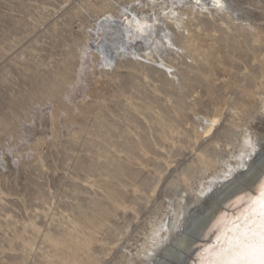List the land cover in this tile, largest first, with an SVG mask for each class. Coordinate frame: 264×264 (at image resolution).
I'll return each instance as SVG.
<instances>
[{
	"label": "rangeland",
	"instance_id": "rangeland-1",
	"mask_svg": "<svg viewBox=\"0 0 264 264\" xmlns=\"http://www.w3.org/2000/svg\"><path fill=\"white\" fill-rule=\"evenodd\" d=\"M234 2L258 35L201 20L191 47L154 53L185 71L171 82L131 54L105 69L91 48V17L142 0H0V264H148L162 221L234 164L245 136L261 141L246 110L253 95L264 106V0Z\"/></svg>",
	"mask_w": 264,
	"mask_h": 264
},
{
	"label": "bare ground",
	"instance_id": "bare-ground-1",
	"mask_svg": "<svg viewBox=\"0 0 264 264\" xmlns=\"http://www.w3.org/2000/svg\"><path fill=\"white\" fill-rule=\"evenodd\" d=\"M142 2L144 5L142 3L138 9L139 5L125 8V15L121 19L105 17L100 20L91 17L95 24L88 38L93 40L91 48L104 60L105 69H110L118 56L131 54L132 64L150 67L173 82L185 71L174 68V64L164 60L160 64L162 67H156L154 64L158 61L153 60L154 53H170L169 49H174L176 43L191 47L194 28L201 24V20L208 24L221 20L231 32L239 29L245 31L246 35H258L254 26L247 23L248 19L242 17L234 0ZM187 3H191V6L180 7ZM138 10L142 11L141 18L136 17ZM200 14L206 15L205 18ZM252 100L255 106L246 110L247 115L253 123L260 117V121H264L261 99L253 95ZM259 110L262 111L260 116ZM214 127L215 122L208 124L207 133ZM244 142L242 153L235 157L234 164L227 162L222 175H214L210 183L202 184L198 194L187 202L186 211L179 214L173 210L167 222L162 221L163 226L153 233L152 247L145 254L148 264H165L163 258L169 256L174 259V264H227V249L232 246L236 230L243 223L242 217L248 203L264 192V133L260 142H254L250 135L245 136ZM200 162L206 171L217 166V161L207 153H202ZM6 165L5 158L0 157V166L5 169ZM185 181L188 182V179ZM190 204L193 206L191 210ZM187 231L191 233V239L185 237ZM198 238V242L194 243ZM174 248H180V253L173 254Z\"/></svg>",
	"mask_w": 264,
	"mask_h": 264
},
{
	"label": "snow or ice",
	"instance_id": "snow-or-ice-1",
	"mask_svg": "<svg viewBox=\"0 0 264 264\" xmlns=\"http://www.w3.org/2000/svg\"><path fill=\"white\" fill-rule=\"evenodd\" d=\"M242 219L227 249V264H264V192L248 203Z\"/></svg>",
	"mask_w": 264,
	"mask_h": 264
}]
</instances>
